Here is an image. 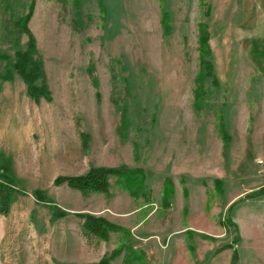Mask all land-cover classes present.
<instances>
[{
  "label": "rangeland",
  "instance_id": "rangeland-1",
  "mask_svg": "<svg viewBox=\"0 0 264 264\" xmlns=\"http://www.w3.org/2000/svg\"><path fill=\"white\" fill-rule=\"evenodd\" d=\"M32 2L0 0V73L12 74L0 78V176L23 190L0 213V264H94L120 244L129 249L111 264H264V194L246 195L264 186L263 0H34L27 26L51 95L39 102L12 66ZM199 23L218 86L207 77L196 108ZM120 164L143 170L145 194L129 195L115 175L109 195L54 184ZM78 212L126 231L100 239Z\"/></svg>",
  "mask_w": 264,
  "mask_h": 264
},
{
  "label": "trees",
  "instance_id": "trees-1",
  "mask_svg": "<svg viewBox=\"0 0 264 264\" xmlns=\"http://www.w3.org/2000/svg\"><path fill=\"white\" fill-rule=\"evenodd\" d=\"M34 2V0H33ZM33 2L30 4L29 12L23 17L20 18V23L22 26V31L27 35L28 40L26 43L25 49H16L15 50V59L12 66L20 74L24 82L26 83L27 94L35 101L39 102L41 98L46 100L51 99L50 91L48 89L45 72L42 60L39 57H36L37 50L35 45V39L27 26V22L30 18ZM98 5L103 9L104 0H98ZM168 14L166 11H162L161 25L164 33L170 30L168 23ZM199 35H198V49H199V68L196 72L194 78V107L199 108L203 102L206 95L205 89V80L207 77L211 76V83L215 86H218V78L213 71L212 64V51L209 44V33L206 29L204 23L198 24ZM5 57L6 55H0V58ZM0 78L2 79H11L12 74L9 68H6V71L2 74L0 73ZM121 126L122 130L121 136L124 137L125 127H127L126 119L124 112L121 113ZM219 131L221 132V137L227 140L228 136L223 129L221 123H219ZM82 138V147L87 148L88 142L87 139L89 135L87 133L81 132ZM115 175L118 178L119 185L125 189L129 195L134 197H139L141 194H145V177L143 170L141 168L129 167L125 164H120L117 166H91L86 172L80 174H64L58 175L54 178L55 185H61L65 183L68 187L76 189L83 194L89 192H101L106 195H109V177ZM185 188H183V192ZM19 192H23L17 188V186L8 178L0 176V213L5 215L9 211V205L11 203L12 197ZM34 198L42 203L48 202L47 195L43 189H34L32 192ZM173 194V183L172 180L166 177L163 181L162 187V196L164 204H169L168 200ZM264 194V186H261L257 190L250 191L247 193V196L255 197ZM231 208V206H230ZM185 210V208H183ZM65 211L57 209L56 215L63 216ZM82 218V230L87 232L90 235L99 237L103 240H108L110 231H126V229L118 224H115L103 216H96L87 212H78L76 213ZM227 222L233 224L231 219L227 217ZM227 224V223H226ZM190 229H186L185 232H188ZM207 237L208 235H202ZM238 240V238H235ZM188 249L193 251V245L190 244V238L188 241ZM229 246V245H227ZM226 246V247H227ZM126 246L120 244L113 248L109 253L105 254L94 264H111L112 260L120 254L122 249ZM127 249L128 246L126 247ZM233 258L231 261L237 258L236 254L233 253ZM233 259V260H232ZM132 259L128 257L127 261L130 262ZM126 261V260H125ZM73 264V263H70Z\"/></svg>",
  "mask_w": 264,
  "mask_h": 264
},
{
  "label": "crops",
  "instance_id": "crops-1",
  "mask_svg": "<svg viewBox=\"0 0 264 264\" xmlns=\"http://www.w3.org/2000/svg\"><path fill=\"white\" fill-rule=\"evenodd\" d=\"M263 2H264V0H263ZM260 6H262V8H261V13H262V17L261 18L262 19L260 20V25L262 26V28H264V3H263V5L261 4ZM262 35H263V38H264V32L262 33ZM109 191H110V189H109ZM98 211H100V209Z\"/></svg>",
  "mask_w": 264,
  "mask_h": 264
}]
</instances>
